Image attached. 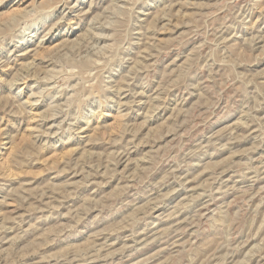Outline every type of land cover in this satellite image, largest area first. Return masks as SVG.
<instances>
[{
  "label": "rangeland",
  "instance_id": "1",
  "mask_svg": "<svg viewBox=\"0 0 264 264\" xmlns=\"http://www.w3.org/2000/svg\"><path fill=\"white\" fill-rule=\"evenodd\" d=\"M0 264H264V0H0Z\"/></svg>",
  "mask_w": 264,
  "mask_h": 264
}]
</instances>
